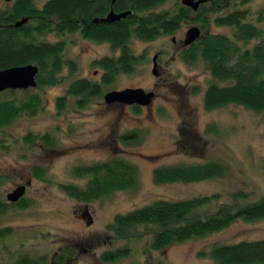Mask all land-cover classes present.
Here are the masks:
<instances>
[{
    "label": "rangeland",
    "instance_id": "obj_1",
    "mask_svg": "<svg viewBox=\"0 0 264 264\" xmlns=\"http://www.w3.org/2000/svg\"><path fill=\"white\" fill-rule=\"evenodd\" d=\"M45 1L35 3L41 6ZM10 2L0 0V4ZM167 7L164 3L157 9ZM234 7L228 11L248 8L253 13L264 7V0H247ZM260 27L264 29V22ZM207 31L228 36L232 33L231 28L213 23ZM40 40L63 41L64 56L77 63V71L71 76L64 68L59 73L60 81L42 90L43 104L34 116L18 117L0 130V141L6 145L0 146V197L6 201L7 193L24 185L23 200L27 204L10 207L0 215V227L12 228L4 246H0V262H12L18 254L26 253L33 257L46 255L49 264H57L54 256L65 246H73V255L62 264H217L207 252L211 244L264 238V219H238L219 231L162 250L149 249L146 235V241L129 242L132 249L129 256L115 263H103L100 260L103 252L126 245L114 240L107 230L117 213L156 199L220 193L221 201H225L231 192L242 191L247 194L244 200L247 203L264 196V111L237 104L206 109L203 93L212 79L209 70L201 60L194 64L173 61L171 37L161 35L152 40L132 39L131 50L136 55L143 53L144 60L137 62L132 72L118 73L110 84L101 85L102 95L124 87L153 89L152 82L160 80L151 72V56L161 50L160 57L168 61L160 68L166 85L155 88L157 96L150 108L112 109L105 106L103 96H98L82 107L76 104V98L69 97L65 108L58 110L56 98L70 81L78 77L98 81L99 76L92 74L96 68L91 61L112 51L108 43L84 39L77 33L57 36L46 32ZM9 96L5 90L0 92V99ZM133 131L137 139L123 142L122 135ZM27 132L49 133L54 144L39 142L29 149L22 141ZM114 157L136 166L132 188L115 190L87 203L76 201L60 188V183L86 185L87 176H74L76 166ZM209 160L225 164L226 175L165 184L154 180L153 171L157 167ZM35 166L44 170L42 178L33 174ZM218 204L202 209L209 212Z\"/></svg>",
    "mask_w": 264,
    "mask_h": 264
},
{
    "label": "trees",
    "instance_id": "obj_2",
    "mask_svg": "<svg viewBox=\"0 0 264 264\" xmlns=\"http://www.w3.org/2000/svg\"><path fill=\"white\" fill-rule=\"evenodd\" d=\"M165 0H46L41 6L35 0H13L0 4V70L13 66L34 64L38 68L36 86L26 89H8L10 96L0 99V130L14 119L34 116L43 104L42 90L60 81L59 73L67 68L69 75L77 71V63L64 56L63 41L40 40L46 32L58 35L79 33L83 38L108 43L111 50L119 49L117 62L108 57L98 62L108 72L102 76V84H109L118 72H130L139 61L132 54V39L152 40L175 31L183 22L195 23L202 30L192 48L183 58L187 63L201 60L211 74V81L203 93L206 109H215L228 104L242 105L250 110L264 111V7L251 12L248 8L232 9L247 0H208L196 11L183 4H171L170 8L157 9ZM110 9L116 12L129 10L130 14L112 23H96L94 19L105 16ZM22 18L25 23L16 26ZM229 27L231 35L211 33L209 25ZM252 41V44H251ZM84 77L72 79L62 95L56 98V107L63 110L68 98L76 97V104L84 106L93 97L103 96L101 85ZM188 130V129H185ZM134 132L124 133L123 142H132ZM22 141L29 149L40 142L52 146L54 138L49 133L27 132ZM0 146H6L0 141ZM44 170L38 166L33 174L42 178ZM74 176H87L84 187L74 183L59 186L71 198L90 202L109 195L115 190L130 189L135 185L137 168L120 158L76 166ZM227 166L209 160L195 164H175L157 167L153 171L159 184L176 181L193 182L223 177ZM1 179V178H0ZM229 199L221 201L220 193L199 195L186 199H156L151 203L114 215L107 225L114 240L126 243L100 255L103 263H115L129 256V242L146 241L152 250H162L174 243L203 237L219 231L235 220L253 221L264 219V196L245 203L247 194L235 191ZM219 203L214 210L204 212L202 207ZM25 207L23 197L9 203L0 197V215L10 207ZM12 228L0 227V246ZM128 242V244H127ZM146 248V247H145ZM73 246H65L54 256L57 264L64 263L73 255ZM209 256L217 264H264V238L240 240L233 243H213ZM204 253V252H201ZM0 264H49L46 255L33 257L18 254L12 262Z\"/></svg>",
    "mask_w": 264,
    "mask_h": 264
},
{
    "label": "water",
    "instance_id": "obj_3",
    "mask_svg": "<svg viewBox=\"0 0 264 264\" xmlns=\"http://www.w3.org/2000/svg\"><path fill=\"white\" fill-rule=\"evenodd\" d=\"M6 2H10L11 0H4ZM208 0H182V4L191 8L193 11H196L200 4L207 2ZM114 2V0H112ZM130 14L129 10L122 11L120 13L114 12L112 9L99 20L96 19L94 22H105L112 23L121 18ZM27 19L22 18L18 22H16V26H19L26 22ZM201 36V30L196 27H190L186 32V44H190L197 40ZM156 55L153 57L154 66L152 68V73L157 75L156 73ZM38 72L37 66L34 64H26L20 66H13L6 69L0 70V92L8 89H26V88H34L36 86L35 77ZM154 97L153 91H145L141 87H127L121 90H112L107 92L104 95V102L109 104L112 102H119L123 104H138L142 106L150 105L152 99ZM25 186L20 185L16 187L13 191L6 194V200L9 203H15L20 200L24 196Z\"/></svg>",
    "mask_w": 264,
    "mask_h": 264
},
{
    "label": "flooded vegetation",
    "instance_id": "obj_4",
    "mask_svg": "<svg viewBox=\"0 0 264 264\" xmlns=\"http://www.w3.org/2000/svg\"><path fill=\"white\" fill-rule=\"evenodd\" d=\"M168 4V6H169V8H170V5L171 4H182V0H165L163 3H161V4ZM113 10V9H112ZM110 11V10H109ZM114 11V10H113ZM114 12H116V11H114ZM120 12H122V11H120ZM120 12H116V13H120ZM107 14V13H106ZM105 14V15H106ZM104 17V16H103ZM100 19V18H99ZM98 19V20H99ZM94 20H96V19H94ZM96 23H105V22H96ZM186 25H188V27H187V29L185 30H183L181 27L182 26H186ZM192 25H197V24H195V23H187V22H183V23H181V25L175 30V31H173V32H170V33H165V34H163V35H161V36H168V37H171V49H170V51H171V55H172V60L174 61V60H176V59H178V61H181L182 63H186V64H189V63H187L186 62V60H184V58H183V56H184V54L186 53V51L187 50H189L190 48H192V46H193V44H194V42H192V43H190V44H186V42H185V40H186V32H187V30H188V28L190 27V26H192ZM182 32V33H181ZM75 34L77 33V32H74ZM56 34V33H55ZM64 34H66V33H64ZM77 34H79V33H77ZM201 34H202V30H201ZM57 36H60V35H58V34H56ZM80 35V34H79ZM82 37V36H81ZM178 37V38H177ZM84 39H89V38H84ZM91 40V39H90ZM196 41V40H195ZM110 47V46H109ZM110 51H112L111 53H110V55H102L101 57H94L93 59H92V64L95 66V68L96 69H93L92 70V74H94L95 76H99V80L98 81H95V83H99V84H102V76H103V74L104 73H107L108 71L105 69V68H102L103 66H101V65H99L98 64V62L99 61H101L103 58H105V57H108L109 59H114L115 60V62H117L118 60H119V58H120V56H121V53H120V50L119 49H116V50H111V48H110ZM132 51V50H131ZM132 54L135 56V57H137L138 59H139V61H143L144 60V58H145V56H144V54L142 53V54H140V55H136L135 53H133V51H132ZM156 55V58H155V61H156V73H157V75H154L153 73V76H155L156 78H157V80L159 81V82H156V81H153L152 82V85H153V89H149V90H146V89H144L145 91H153L154 92V97H153V99H152V101H151V103H150V105H147V106H142V105H138V104H132V105H128V104H123V103H119V102H112V103H109V104H107V103H105V106H107L108 108H116V107H120V108H124V107H132V108H135V109H148V108H150L151 106H152V104H153V102H154V100L156 99V96H157V92H156V89L155 88H157V87H163V88H165V85H166V80L165 79H162V77H161V73H160V68L161 67H163V64H164V62H168V61H165L166 59H163V58H161L160 56H161V50H157L156 52H154L153 53V55L151 56V64H152V68H153V66H154V62H153V57ZM162 57H163V55H162ZM138 61V62H139ZM198 61H196V62H194V63H197ZM194 63H190V64H194ZM134 67L135 66H133V69H134ZM133 71V70H132ZM132 71H130V72H132ZM130 72H128V73H130ZM151 72H152V69H151ZM118 73H126V72H118ZM118 73H116V75H114V78H113V80L116 78V76L118 75ZM84 78H87V77H84ZM88 80H90L89 78H87ZM162 79V80H161ZM112 80V81H113ZM91 81V80H90ZM111 81V82H112ZM92 82H94V81H92ZM110 82V83H111ZM109 83V84H110ZM103 85V84H102ZM124 88H127V87H124ZM124 88H121V89H124ZM121 89H118V90H121ZM113 90H115V89H113ZM112 91V90H111ZM106 94V93H105ZM105 94H103V99H104V95ZM71 97V96H70ZM72 98H76V97H72ZM77 100H78V98H76ZM134 137H135V139L134 140H136L137 139V134H136V132H134ZM133 140V141H134Z\"/></svg>",
    "mask_w": 264,
    "mask_h": 264
}]
</instances>
